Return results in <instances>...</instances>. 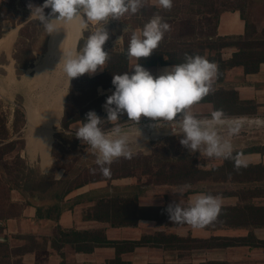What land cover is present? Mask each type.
Returning <instances> with one entry per match:
<instances>
[{
	"label": "trees",
	"instance_id": "trees-1",
	"mask_svg": "<svg viewBox=\"0 0 264 264\" xmlns=\"http://www.w3.org/2000/svg\"><path fill=\"white\" fill-rule=\"evenodd\" d=\"M248 0H192L197 8L192 9L191 17H186L179 9L164 10L155 5H145L135 14L134 25L129 32L123 34V40L118 48L107 46L105 51L109 52L110 59L106 62L104 69L91 76L84 74L71 79L69 93L64 103V114L62 117V129L69 130L70 126L76 122H84L86 113L95 111L100 118L107 116L102 110L106 102L107 94H101L100 89L112 88L113 74H123L133 71L129 68V57L127 48L133 30L142 29L143 26L156 14L170 24L171 31L166 33L162 42L152 55L147 58H140L138 63L143 67L168 66L185 62V54L201 55L210 61H215L219 65V79L217 84H224L214 93L209 94L202 101L210 102L214 105V110L223 109L227 116H240L256 114L259 105L255 100H242L238 92L225 85L227 71L242 67L244 74H255L260 71L264 63V28L258 32L255 24L251 21L246 10L240 5L241 2ZM15 0L0 5V38L3 37L4 21H12V14L16 12ZM227 11H238L245 22V31L242 35L220 36L218 35V25L220 15ZM27 15L23 14L17 21L18 25H23L27 21ZM14 23V22H12ZM32 23L27 22L21 27L19 37L22 38L26 29ZM19 42V41H18ZM17 42V44H18ZM81 46V41L79 43ZM234 48L236 51L229 59L223 58V50ZM24 66L23 71L29 68ZM227 84V83H226ZM11 129L8 128V115L0 113V160L5 155L15 150H19L15 160L22 166L17 169L18 174L11 181L19 183L22 180L25 169L27 191L33 193L51 194V199H41L37 204L26 202V206H33L36 209V219H49L57 223L54 236L51 239L52 247L60 251L66 245L71 246L78 253H92L97 247L115 246L119 243L107 238L103 229L97 230H77L75 228L65 229L59 224L60 216L64 211L74 209L75 206L84 202L93 203L84 213L85 220H95L102 223H109L112 227L136 226L139 220L153 219L160 225H179L172 223L166 211L167 206L151 207L139 205L138 198L142 186L148 187L149 184H136L119 186L111 184L112 181L135 177L139 169H143L142 174L148 175L150 180L162 182L166 185L178 183H192L206 178L213 170H200L192 165L187 156L169 149L159 151V158L135 156L131 159L119 158L110 165L111 176L104 177L99 167L92 163L91 167L77 172L71 176V170H65L61 179H56V172L48 174L38 173L35 169L27 167L20 157V150L24 148L22 139L9 140L10 136L18 134L21 136L22 128L26 124V114L22 108L16 107ZM65 136V134H61ZM242 153H261L257 150H247L234 152ZM261 154L264 155V152ZM1 169H7L3 163ZM92 169L96 171L93 172ZM221 171L222 180L236 181L238 183H262L264 182V163L247 164L236 170L232 160H225L224 163L214 170ZM70 171V172H69ZM70 175V176H69ZM107 182V186L91 189L87 192L76 195L73 198H66L75 191L91 183ZM1 184V182H0ZM249 185V186H246ZM212 195H219L222 198L236 197L239 202L232 206H222L218 220L212 225L205 227L210 230L223 228L243 227L254 229L264 227V205L257 204L255 199L264 198V184H245L237 190H225L220 194L212 191H199ZM16 204H12L6 213H0V224L11 218L20 217L21 213L16 212ZM1 210V209H0ZM35 236L25 235L22 239H33ZM224 240L227 242H221ZM194 245H200L201 240H193ZM248 242L259 245L252 231L243 238L212 237L209 246H231L245 245ZM2 246V245H0ZM253 246V245H252ZM25 254L31 250H26L24 246L18 248ZM119 252V247H117ZM114 264V262H112Z\"/></svg>",
	"mask_w": 264,
	"mask_h": 264
},
{
	"label": "clouds",
	"instance_id": "clouds-1",
	"mask_svg": "<svg viewBox=\"0 0 264 264\" xmlns=\"http://www.w3.org/2000/svg\"><path fill=\"white\" fill-rule=\"evenodd\" d=\"M145 3L146 0H44L41 6L29 4L28 7L48 35L59 33V22H78L81 38L89 30L90 23L98 25L79 50H68L62 54L60 62L70 85L73 78L96 74L98 69L102 71L110 59L109 52L103 48L109 39L105 24L110 19L121 20L126 14L138 13ZM157 4L164 10H171L173 0H157ZM49 8L51 11L46 16L44 10ZM125 31H129L128 26ZM170 31V24L159 14L154 15L142 29L132 31L127 56L135 58L137 63L131 68L134 69L131 74L127 71L113 74L115 91L103 105L107 119L100 118L95 111H89L85 121L75 129V137L91 149L96 157L95 164L104 177L111 176L110 165L115 160H131L136 154L129 146V132L119 122V116L124 113L128 121L137 125L142 116L155 121L150 125L155 128L165 122L173 123L180 130L179 143L190 154L199 152L208 158L232 160L236 170L247 167L243 154H234L230 139L240 133L242 124L228 117L223 109H216L211 112L210 118L203 119L191 111L192 106L215 92L214 85L220 75L219 65L215 61L199 54L186 53L185 62L165 69L163 74L156 77L138 63L140 58L150 57ZM106 123L112 125L108 130L103 127ZM256 123L264 125L262 120ZM223 128L227 129L228 138L220 134ZM172 134L177 135L175 130H172ZM137 144L140 145L138 141ZM55 176L62 178L61 173ZM190 189V184H184L178 192L183 194ZM166 211L172 223L203 229L218 220L222 211V197L208 193L195 194L187 206L174 202L167 206Z\"/></svg>",
	"mask_w": 264,
	"mask_h": 264
},
{
	"label": "rangeland",
	"instance_id": "rangeland-1",
	"mask_svg": "<svg viewBox=\"0 0 264 264\" xmlns=\"http://www.w3.org/2000/svg\"><path fill=\"white\" fill-rule=\"evenodd\" d=\"M9 1H7V3ZM5 3V0H0V5ZM43 3L44 0H15L16 12L14 11V14H12V21H6L11 23L14 22L12 23L14 27H20L17 24V21L21 15L26 14L28 18L25 23L30 21H32V23L27 26L28 28L22 38L19 37V31L21 28L18 29L12 47V59L8 61L6 56L3 55L0 57V113L4 112L8 115L9 122L7 127L11 129L15 108L20 107L25 112L26 124L21 130V136L14 134L10 136L8 141L14 139L23 140L24 148L20 150V157L27 167L33 168L41 174H48L53 170L56 173H61L62 177L67 169L71 170L70 175L73 176L77 172L79 173L84 169L90 168L92 163H95L96 157L87 145L83 144L75 137V130L72 129L71 126L67 131L62 129L61 116L64 114V110L61 114L53 118L49 140H47L48 138L46 140L39 138V140L34 139L35 141L32 142L29 137L31 132L35 135L42 131V127L40 124H37L36 121L37 119H40L37 118V115H39L38 112L42 111V109L38 108L39 106L35 108V105L38 104L36 99H38L37 96L39 95V91H34L35 89L33 91L28 90L27 83H32L36 78V67L40 64L41 60L44 59L48 51L50 35L45 32L42 26H40L38 19L34 15H31V10L28 5L32 4L33 6H41ZM145 5H155L157 8H160L157 4V0H146ZM240 5L246 10L251 21L255 24L257 31L260 32L264 28V0H248L241 2ZM193 8L196 9L197 6L193 5L192 0H173V7L171 9H179L185 13L184 15L186 17L190 18ZM50 11V8L45 9V15L47 16ZM134 18L135 14H126L121 20L110 19L104 26L105 30L109 33V39L106 41L103 48L107 46L118 48L122 43L123 34L129 32H124V29L128 26L130 30L134 25ZM97 27L98 25L89 24V30L83 34V37L80 40L81 46L79 45V48L83 46L84 40L92 31H95ZM10 63L12 66L11 68H8L7 66ZM26 65H29L30 67L23 71L22 68ZM70 85H68L67 95L69 93ZM225 85L229 87L226 83ZM257 87L260 90H264V83H258ZM56 90L57 87L55 86L53 91ZM53 91H51V93ZM66 97L63 100V105ZM52 98L53 97H50L49 100H52ZM255 102L259 105L256 114L228 116L236 119L242 124L240 133L230 138L234 152L247 150H257L261 153L264 152V125H258L256 123L257 120L264 121V105H260L256 100ZM30 106L35 110L32 115L36 112V119L34 120H29L28 109ZM103 119H107V116ZM31 122L33 123L32 127H35L33 130L30 125ZM147 123L149 124L151 122L147 121L145 118L141 120L138 125L136 123L122 124L123 128L129 132V146L136 153L135 156L152 157V159L155 160L157 157H160L159 151L163 148L169 149L172 153L177 151L186 155L194 167L196 166L197 168L198 165H202L198 169L213 170L212 173L206 178L192 183H178L171 185L172 187H159V184L164 183L150 180L148 175L142 174L144 168H141L139 169L137 176L114 180L111 184H120L119 186H126L123 184H149L147 186L150 189L148 192L150 198L154 199L156 202H163L160 201V199L165 196L167 201L172 203H183L185 195L202 190L220 194L225 190H237L245 186V184H264V182L238 183L236 181H231L230 179L223 181L221 171L214 169L220 167L225 159L208 158L203 154L200 155L199 152L190 154L189 151L179 143L180 130L173 123L164 124V126H161L160 128L151 127L150 125H147ZM111 126L112 125L107 123L103 125L105 130H108ZM172 130H175L177 135L172 134ZM61 134H65V136L62 137ZM220 134L225 138H228L226 128L220 129ZM137 141L145 148L138 145ZM147 149L151 151L148 152ZM18 152L19 150L10 152L3 157L4 159L2 161L0 160V213L8 212L12 207V204H16L17 207H15V210L16 212L21 213L20 217H22L25 209L30 207L25 205L26 202L37 204L41 199H51V194L49 192L39 194L36 192L32 194L30 191H27L25 188L27 179L26 169L23 175H21L22 180L19 178V183L10 180V178L13 179L14 176L18 177L17 169L22 168V166L15 160V156ZM244 158L251 162H255L254 157ZM3 163L7 165V169H1L4 167ZM184 184H190L191 189L180 194L178 189ZM107 185V182L88 184L80 190L70 194L66 200L75 197L78 192L89 191ZM257 202L264 203V199L257 200ZM227 203L228 202L222 200V204ZM1 229L2 225H0V230ZM8 239L10 240V238ZM20 243L23 244L22 246H24L26 250L36 251L44 249L47 242L42 237H34L33 239L18 238L17 241L0 242V245H2L0 246V264H23L22 257L25 254L21 253V249H18L22 246L19 247L16 245Z\"/></svg>",
	"mask_w": 264,
	"mask_h": 264
},
{
	"label": "crops",
	"instance_id": "crops-1",
	"mask_svg": "<svg viewBox=\"0 0 264 264\" xmlns=\"http://www.w3.org/2000/svg\"><path fill=\"white\" fill-rule=\"evenodd\" d=\"M7 1L9 0H5L6 3ZM6 21L2 23L4 31L3 37L13 28L16 29L17 34L19 27H14L11 22ZM244 31L245 22L238 11H227L220 15L218 35H242ZM235 51L236 49L234 48L224 49L222 53L223 58H231ZM10 52L12 53V48ZM11 53L2 50L0 51V57L4 55L9 61L12 59ZM136 63L137 60L135 58L129 59V68L131 71H134V69L131 68ZM11 66L12 64L10 63L7 67L11 68ZM171 67L172 65L144 68L149 70L152 75L156 77L163 74L165 69H170ZM100 72L101 70H98L97 74ZM225 82L229 87L234 88L238 92L240 99L256 100L260 105H264V90H260L257 87L258 83H264V63L261 65L260 71L255 74L245 75L242 67L233 68L227 71ZM222 85L224 84L215 83L214 87L217 89ZM113 92L114 90L112 88L106 90L100 89V93L107 94V97ZM102 110L106 113L104 107H102ZM191 111L197 115L198 118H210L211 112L214 111V105L210 102L197 103L192 106ZM143 119H145V117L142 116L141 120ZM119 122L122 124L134 123L128 121L126 113L119 116ZM167 123L168 122H165L164 124ZM152 124V122L149 124L147 123V125ZM164 124L162 126H164ZM30 125L32 127L33 123L31 122ZM80 125L81 122H76L71 125V128L75 130ZM29 135L32 142L39 140L34 137L33 133ZM243 156L255 158V162L246 160L247 164L264 163V155L261 153H251ZM158 186L169 187L171 185L159 184ZM149 190L148 187L145 188V186H142L138 198L139 205L163 207L172 203L167 201L165 196L160 199V201L163 202H156L154 199L150 198L148 194ZM84 192L87 191L78 192L77 195ZM199 193L204 192H195L185 195L184 202L180 203L181 206H187L192 197ZM222 200L228 202L227 204H222V206H234L239 202L236 197L222 198ZM257 200L261 199H255L257 204L264 205V203H259ZM92 205L93 203L84 202L75 206L74 209H76L74 212V209L64 211L60 216L59 224L65 229H103L107 238L119 243L118 245L97 247L92 253H78L69 245H66L58 251L54 249L51 244V239L54 236L57 223L49 219L37 220L36 209L33 206L26 208L22 217L11 218L0 224L2 225V229L0 230V242L17 241L18 238L25 235H32L37 238L42 237L47 242L45 248L25 253L22 257L23 264H113L112 262H114V264H264V227L254 229L243 227L223 228L218 230L206 228L193 229L187 224L164 226L158 224V222L153 219L139 220L136 226L112 227L109 223L84 219L85 211ZM250 231L253 232L256 240L262 244L255 245L248 242L245 245L209 246L212 237L243 238L246 237ZM8 238H10V240ZM193 240H201L202 243H200V245H194ZM220 241L224 243L227 242L224 240ZM16 245L20 247L23 244L20 243ZM117 247H119V252H117Z\"/></svg>",
	"mask_w": 264,
	"mask_h": 264
},
{
	"label": "bare ground",
	"instance_id": "bare-ground-1",
	"mask_svg": "<svg viewBox=\"0 0 264 264\" xmlns=\"http://www.w3.org/2000/svg\"><path fill=\"white\" fill-rule=\"evenodd\" d=\"M63 28L64 26L61 27L59 33L50 34L48 51L44 59L41 60L40 64L36 67V78L32 83H27L28 90L33 91L35 89L34 91H39V95L37 96L38 99H36L38 104L35 105V108L39 106L38 108L42 109V111L38 112L39 115H37V118L40 119L36 120L37 124H40L42 127V131L34 135V137L38 139H50V127L52 125L53 118L62 113L63 100L66 97L68 90L69 82L63 72V63L62 61L60 62L62 54L66 52V48H64L66 33L64 30V34H62ZM78 36H80V33ZM15 37L16 29H12L3 38H1L0 51L5 50L8 53H11L10 50ZM55 86L57 87V90L53 91ZM51 91L53 92L51 93ZM50 97H53L52 100H49ZM33 111H35L34 108L30 106L28 109L29 120L36 119V112L32 115ZM34 128H32V130Z\"/></svg>",
	"mask_w": 264,
	"mask_h": 264
},
{
	"label": "water",
	"instance_id": "water-1",
	"mask_svg": "<svg viewBox=\"0 0 264 264\" xmlns=\"http://www.w3.org/2000/svg\"><path fill=\"white\" fill-rule=\"evenodd\" d=\"M58 15V14H57ZM23 27V25H19ZM64 26L62 34H64V30L66 33V41L64 44V48H66V51L72 50L73 52L77 51L79 48V43L81 40V32L78 28V22H72V23H63L59 22L58 27L61 30V27ZM80 33V36H78Z\"/></svg>",
	"mask_w": 264,
	"mask_h": 264
},
{
	"label": "built area",
	"instance_id": "built-area-1",
	"mask_svg": "<svg viewBox=\"0 0 264 264\" xmlns=\"http://www.w3.org/2000/svg\"><path fill=\"white\" fill-rule=\"evenodd\" d=\"M145 118H146V117H145ZM146 120L152 122L153 124L155 123V121H152L150 118H146ZM163 124H164V123H163ZM163 124H162V125H163ZM162 125H159L158 128H160Z\"/></svg>",
	"mask_w": 264,
	"mask_h": 264
}]
</instances>
